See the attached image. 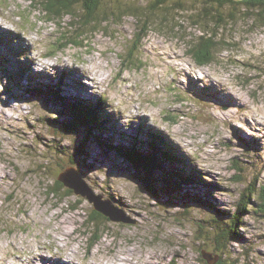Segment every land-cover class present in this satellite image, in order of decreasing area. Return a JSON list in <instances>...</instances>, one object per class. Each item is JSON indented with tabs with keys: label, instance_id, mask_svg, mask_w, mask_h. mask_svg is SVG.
Returning <instances> with one entry per match:
<instances>
[{
	"label": "rangeland",
	"instance_id": "rangeland-1",
	"mask_svg": "<svg viewBox=\"0 0 264 264\" xmlns=\"http://www.w3.org/2000/svg\"><path fill=\"white\" fill-rule=\"evenodd\" d=\"M124 2L152 4L101 0L99 11L117 13ZM191 14L150 15L144 38L135 19L110 21L83 47L59 51L75 40L71 16L48 21L26 1L0 0V264H206L201 254L213 253L241 193L264 185V26L238 16L222 34L229 47L198 67L186 51L200 33ZM81 100H104L108 125L92 135L80 127L73 103ZM151 132L186 160L184 169L164 162L162 172H197L180 192L158 181L151 194L106 149L147 153ZM72 163L92 193L135 223L102 221L92 242L93 204L43 192ZM242 225L217 255L223 264H264V216L251 211Z\"/></svg>",
	"mask_w": 264,
	"mask_h": 264
},
{
	"label": "trees",
	"instance_id": "trees-1",
	"mask_svg": "<svg viewBox=\"0 0 264 264\" xmlns=\"http://www.w3.org/2000/svg\"><path fill=\"white\" fill-rule=\"evenodd\" d=\"M28 2L34 8H38L40 11L47 16L48 21H53L54 19L62 21L66 16H71L72 21L69 26L70 32H75V40L64 42L58 50L66 49L69 45L74 47H83V43L86 40L85 37L95 35L101 29L102 25H109L110 21L119 20L122 21L125 17H131L141 24H137L139 31H141V38H144L149 22L147 18L152 14H157L158 11H165L166 13L175 11L178 15L191 11L192 14L189 16L191 20V25L199 28L200 33L195 36L187 46V54L190 55L196 66L204 67L212 64L216 60V55L218 54V49H225L229 47V43H223L222 34L224 30H227L228 26L233 25L236 22L237 17L242 15V19L247 20H258L260 26H264V2H246L244 0H151L150 7L147 10L135 3H122L120 4L122 8L117 9V13L107 14V10L99 11L101 0H23ZM193 1L196 3L197 9L188 10L186 7ZM197 1V2H196ZM129 4V5H128ZM214 7V9H212ZM193 8V7H188ZM242 8L244 9L242 14ZM220 10H223L220 12ZM250 11V12H248ZM225 13V14H222ZM180 17V16H177ZM253 20V21H254ZM179 23L181 20L178 21ZM178 26H181L179 24ZM232 27V26H231ZM132 56V51H128L125 61H129ZM37 92V91H36ZM105 101H95L94 103H86L81 101L80 103H73L75 111L77 112L76 120L78 125L84 129H88L91 134L93 131L92 127L97 129L98 127H103L108 125L106 121H100V119L107 117V113L104 110ZM109 130V129H108ZM89 134V135H90ZM152 134V132H151ZM92 135V134H91ZM156 134H152V139L148 144L149 151L147 153H141L135 148L120 146H113L108 144L106 149L115 150V152L130 163L133 170H135L143 179V183L147 191L151 194L155 193L154 183L162 181L163 186L166 188L170 187L172 192H180L181 186L192 184V179L197 175L196 170L191 167L192 170L188 175H183L181 170L175 169L169 170L170 172H162L164 168V162L168 163L170 167H182L186 164V160L179 158L175 153L176 151L168 145L163 139H156ZM160 143L162 145H160ZM159 144V145H158ZM84 156V148L81 154ZM182 165V166H181ZM73 169L74 164H69L64 167V171L67 169ZM184 169V167H182ZM157 173L161 174V179H157ZM156 174V179L154 180V175ZM61 175V174H60ZM59 175V176H60ZM58 176V177H59ZM199 176V175H198ZM54 179L53 185L46 184V190L43 191L38 187L39 191H43L47 196H60L63 201L65 198L72 196L74 193L71 190L65 188L61 181ZM196 177V176H195ZM39 186L41 182L38 181ZM42 192V193H43ZM174 194H170L173 196ZM109 200V199H104ZM200 202V201H198ZM76 203H81L76 201ZM195 204L194 202H192ZM200 206L201 203L199 204ZM77 207V206H74ZM76 209V208H75ZM251 211L257 213L258 215L264 216V185L259 184L258 186L254 183L253 186L245 189L236 204L235 212L229 216L226 222V228L220 231V234L215 236V247L212 255L219 251L224 245L227 244L236 235V229L243 227V219ZM107 221V218L103 217L97 211L92 209V213L87 215V220L85 224L95 227V232L93 235V241L96 243L100 236L97 233L100 231L101 222ZM225 223V222H224ZM215 225L211 226V228ZM94 229V228H93ZM219 260L216 264H223V259L220 255H217ZM203 260L206 264L207 262Z\"/></svg>",
	"mask_w": 264,
	"mask_h": 264
},
{
	"label": "water",
	"instance_id": "water-1",
	"mask_svg": "<svg viewBox=\"0 0 264 264\" xmlns=\"http://www.w3.org/2000/svg\"><path fill=\"white\" fill-rule=\"evenodd\" d=\"M244 1L264 2V0H244ZM58 180L61 181V183L65 186V188L73 191L74 194L76 195L80 194L83 198H86L90 204H93L94 210L97 211L99 214H101L103 217L107 218L108 220L112 222L127 224V225L135 223L128 216L124 215L122 211L117 209V207L114 206L110 200H104L101 196L92 193V191L87 186H85L86 183L80 180V178L78 177V171L76 169L74 168L67 169L64 173H62L58 177ZM201 257L207 262V264H216L219 260L217 255L213 256L212 254L206 252H202Z\"/></svg>",
	"mask_w": 264,
	"mask_h": 264
},
{
	"label": "bare ground",
	"instance_id": "bare-ground-1",
	"mask_svg": "<svg viewBox=\"0 0 264 264\" xmlns=\"http://www.w3.org/2000/svg\"><path fill=\"white\" fill-rule=\"evenodd\" d=\"M0 30H1V29H0ZM68 69H70V70H71V72H72V71H74V69H73V68H68Z\"/></svg>",
	"mask_w": 264,
	"mask_h": 264
}]
</instances>
